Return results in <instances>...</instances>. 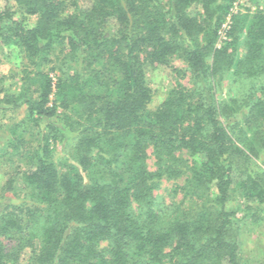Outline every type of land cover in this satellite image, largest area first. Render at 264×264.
Listing matches in <instances>:
<instances>
[{"label": "trees", "instance_id": "trees-1", "mask_svg": "<svg viewBox=\"0 0 264 264\" xmlns=\"http://www.w3.org/2000/svg\"><path fill=\"white\" fill-rule=\"evenodd\" d=\"M237 1L0 7V62L20 57L0 118L26 112L7 141L24 167L0 188V264H246L229 203L240 191L264 213V7ZM175 58L192 88L152 110L147 68L177 73ZM184 177L189 207L169 214L155 191Z\"/></svg>", "mask_w": 264, "mask_h": 264}, {"label": "rangeland", "instance_id": "rangeland-1", "mask_svg": "<svg viewBox=\"0 0 264 264\" xmlns=\"http://www.w3.org/2000/svg\"><path fill=\"white\" fill-rule=\"evenodd\" d=\"M7 0H0V7H4ZM68 1V0H66ZM258 0H238L234 5V11L244 12L249 8L251 11L256 10V2ZM264 7V0H259ZM17 18L26 20V24L31 26L37 17L26 15L22 10L18 12ZM224 39V37L222 38ZM221 45V43H220ZM239 55L244 53V48L241 46ZM3 61L0 62V90L9 91L17 87L19 76L16 67L20 62V57L17 53L8 57L4 56ZM174 67L178 70L177 73H171L168 70L160 68H147V80L149 87L152 90V100L149 108L157 109L163 101L167 98L169 93L177 85H182L187 88H192L191 78L186 71V64L183 60L175 58L173 60ZM4 78V79H3ZM3 81V82H2ZM231 77L230 74L226 76L225 81L220 89V98L222 100L228 99L230 91ZM25 109L18 110L13 113H8L1 116L0 123L2 129L0 130V188L4 185L8 173H12L14 167H24V160L16 162V164L9 161L11 159L7 153V141L12 137V130L15 124L20 123L25 118ZM20 131H23L22 128ZM19 131V132H20ZM65 150L62 145L56 147L54 153L55 160L63 158ZM149 166L154 169V161L149 159ZM186 177L181 180L168 181L162 180L158 185L156 195L160 197L159 202L164 203L168 208L169 214H173L176 210H185L189 207L190 200L182 189L186 184ZM230 207L235 212L236 218L239 221L240 239H241V258L246 264H264V213L256 207V204L250 203L246 200L240 191L234 192L230 199ZM256 215V216H254ZM105 244H103L104 246Z\"/></svg>", "mask_w": 264, "mask_h": 264}]
</instances>
